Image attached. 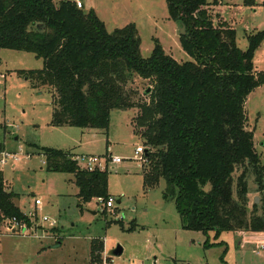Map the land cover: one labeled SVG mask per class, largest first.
<instances>
[{"label": "trees", "instance_id": "trees-1", "mask_svg": "<svg viewBox=\"0 0 264 264\" xmlns=\"http://www.w3.org/2000/svg\"><path fill=\"white\" fill-rule=\"evenodd\" d=\"M166 1L170 17L186 27L180 43L191 60L178 61L159 41L142 56L136 24L110 32L95 10L72 0H0V51L32 52L44 61L42 69L18 74L53 92L54 126L108 133L114 111L132 110V126L146 146L145 188L165 181L164 198L175 201L183 228L216 237L264 233V163L246 112L249 95L264 85L253 61L264 30L249 35L243 50L222 2ZM138 77L154 84L149 101L133 87ZM37 148L49 171L75 175L83 202L112 197L107 169H84L71 150ZM5 181L0 170V221L25 219ZM252 189L258 203L251 204ZM103 244L94 241L92 255Z\"/></svg>", "mask_w": 264, "mask_h": 264}, {"label": "rangeland", "instance_id": "rangeland-1", "mask_svg": "<svg viewBox=\"0 0 264 264\" xmlns=\"http://www.w3.org/2000/svg\"><path fill=\"white\" fill-rule=\"evenodd\" d=\"M54 1L59 5L65 0ZM80 1L81 9L95 10L110 32L136 24L142 56L149 57L159 41L178 61L192 59L181 46L180 25L170 17L166 0ZM217 1L225 3L221 10L236 28L238 45L246 50L248 36L264 30V0H255L250 6L243 0ZM253 61L256 70L264 72V44L256 49ZM43 66L44 61L32 52L0 51V74L4 75L0 79V122L7 125L0 129V145L18 153V159L2 169L6 187L18 195L16 201L23 212L37 211L41 222L43 216L49 218L42 227L43 238L0 235V264H105V259L108 264H264V233L223 232L216 237L213 231L206 234L185 229L175 201L164 198L165 181L145 188V162L135 151L145 144L132 126V110L114 111L108 133L54 126L53 92L34 87L18 74L19 70ZM153 85L151 80L138 77L133 87L149 101L146 91ZM246 112L248 129L254 130L264 163V85L249 95ZM30 144L96 154L102 163L107 161L108 190L114 206L104 208L97 198L83 202L75 175L49 171L42 150ZM110 156L122 160L114 163ZM256 197L260 198L252 189L251 204ZM37 199L41 205H36ZM50 220L55 221L54 227ZM101 240L104 250L92 255L94 241ZM118 246L123 248L120 256L114 254Z\"/></svg>", "mask_w": 264, "mask_h": 264}, {"label": "built area", "instance_id": "built-area-1", "mask_svg": "<svg viewBox=\"0 0 264 264\" xmlns=\"http://www.w3.org/2000/svg\"><path fill=\"white\" fill-rule=\"evenodd\" d=\"M77 6L79 8H83V4L80 0H76ZM4 75L0 74V79L3 78ZM7 126L0 122V129L3 128L2 126ZM1 144V143H0ZM0 145V170H2L6 164H8L9 161L17 160L18 159V153L12 152L7 149H4ZM136 154L141 155L139 157L143 163L146 161L145 153H146V146L140 145L136 148ZM28 157H30V154H27ZM112 162L119 163L121 162L122 158L120 156H110L109 157ZM75 159L77 162L82 166L84 169H88L90 171L94 169H101L106 170L107 161L105 163L101 162V159L99 156L95 155H76ZM98 201L104 203V208H111V206H114V198L110 197L109 199H104L102 197L97 198ZM36 205H41L42 201L41 199H37L35 201ZM26 218L25 219H19L18 217H7L3 218L0 221V235H9V236H17V237H31L34 239H38L45 237V230L42 229L44 226L45 221H49V218L47 216L42 217V222L37 217V211L32 213H25ZM50 223L52 225H55V221L50 220ZM105 259V264H108V262Z\"/></svg>", "mask_w": 264, "mask_h": 264}, {"label": "water", "instance_id": "water-1", "mask_svg": "<svg viewBox=\"0 0 264 264\" xmlns=\"http://www.w3.org/2000/svg\"><path fill=\"white\" fill-rule=\"evenodd\" d=\"M186 33V27L184 24H181L179 27V35L182 36ZM151 90V87L148 88V92ZM255 201L258 203L260 201L259 197H256ZM123 253V248L121 246H118L117 249L114 251L115 255H121Z\"/></svg>", "mask_w": 264, "mask_h": 264}, {"label": "crops", "instance_id": "crops-1", "mask_svg": "<svg viewBox=\"0 0 264 264\" xmlns=\"http://www.w3.org/2000/svg\"><path fill=\"white\" fill-rule=\"evenodd\" d=\"M222 3H223V5H225L224 2H222ZM3 122H5V121L3 120ZM5 127H6V126H5ZM10 131H12V130H10ZM12 132H14V131H12ZM16 139H18V136L16 137ZM74 154H76V153L74 152ZM76 155H81V154L77 153ZM82 155H85V154H82ZM87 155H90V154H87ZM53 227H54V225H53Z\"/></svg>", "mask_w": 264, "mask_h": 264}]
</instances>
